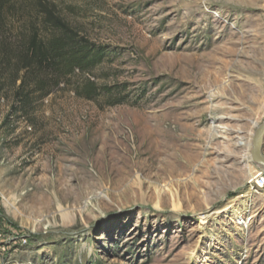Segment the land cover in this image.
<instances>
[{"label": "rangeland", "instance_id": "374dc122", "mask_svg": "<svg viewBox=\"0 0 264 264\" xmlns=\"http://www.w3.org/2000/svg\"><path fill=\"white\" fill-rule=\"evenodd\" d=\"M50 1L113 96L0 101L9 264H264V0Z\"/></svg>", "mask_w": 264, "mask_h": 264}, {"label": "trees", "instance_id": "16d2710c", "mask_svg": "<svg viewBox=\"0 0 264 264\" xmlns=\"http://www.w3.org/2000/svg\"><path fill=\"white\" fill-rule=\"evenodd\" d=\"M105 56L106 48L77 31L54 2L0 0V101L11 98L7 120L25 116L58 88L90 101L110 98L112 89L94 72Z\"/></svg>", "mask_w": 264, "mask_h": 264}, {"label": "built area", "instance_id": "2783aa9c", "mask_svg": "<svg viewBox=\"0 0 264 264\" xmlns=\"http://www.w3.org/2000/svg\"><path fill=\"white\" fill-rule=\"evenodd\" d=\"M259 181L260 182H258L257 185L259 187H263L264 173H262L261 177L259 178ZM21 240L23 242L22 245H25V243H27L28 238L24 237ZM11 241H13L11 237L7 239L6 234L2 230H0V264H9V260L12 258V255L18 250V245L16 244H19V242L16 243L17 241H13L11 243Z\"/></svg>", "mask_w": 264, "mask_h": 264}, {"label": "water", "instance_id": "95a60500", "mask_svg": "<svg viewBox=\"0 0 264 264\" xmlns=\"http://www.w3.org/2000/svg\"><path fill=\"white\" fill-rule=\"evenodd\" d=\"M251 157L254 162L260 164L262 172H264V121L253 135Z\"/></svg>", "mask_w": 264, "mask_h": 264}, {"label": "bare ground", "instance_id": "6f19581e", "mask_svg": "<svg viewBox=\"0 0 264 264\" xmlns=\"http://www.w3.org/2000/svg\"><path fill=\"white\" fill-rule=\"evenodd\" d=\"M261 168V167H260ZM262 169V168H261ZM261 177V173H260V171H258L257 173H256V175L254 176V180H257V179H259ZM258 182H260V181H257V183ZM264 187V186H263Z\"/></svg>", "mask_w": 264, "mask_h": 264}]
</instances>
